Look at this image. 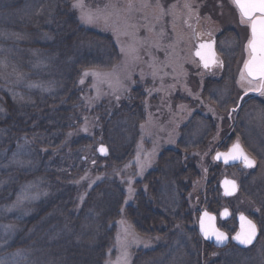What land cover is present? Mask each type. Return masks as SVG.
<instances>
[{"label": "trees", "instance_id": "trees-1", "mask_svg": "<svg viewBox=\"0 0 264 264\" xmlns=\"http://www.w3.org/2000/svg\"><path fill=\"white\" fill-rule=\"evenodd\" d=\"M73 2L0 0V152L30 150V169L12 191L37 181L42 185L41 200L26 208L30 216L5 221L14 236L0 259L11 261L23 254L28 264H106L115 246L116 223L124 217L138 234L159 241L156 249L137 252L133 264H230L226 257L216 258L224 250L205 243L197 226L201 211L218 215L229 201L219 187L226 168L211 159L205 166L198 164L209 154L217 132L211 118L195 116L186 123L177 147L165 150L156 169L135 183L134 203L125 208L128 178L135 176L127 164L140 138L143 96L134 91L131 101L105 115L103 106L90 109L91 83L81 82L84 72L113 70L122 57L110 35L82 25ZM16 38L25 40L19 45ZM221 75L205 87L206 99L211 88L232 91L222 104L210 101L228 119L220 149L240 139L252 153L242 122H256L259 135H264V101L246 99L238 114L241 124L232 131L230 114L238 99L233 97L235 71L228 62ZM16 85L21 96L13 99L9 89ZM95 113L104 127L102 143L112 153L104 145L109 156L97 150V159L87 166L86 149H95L97 137L77 133ZM197 129L201 132L194 138ZM98 177L102 180L92 186ZM221 227L230 235L236 232L234 219Z\"/></svg>", "mask_w": 264, "mask_h": 264}, {"label": "rangeland", "instance_id": "rangeland-1", "mask_svg": "<svg viewBox=\"0 0 264 264\" xmlns=\"http://www.w3.org/2000/svg\"><path fill=\"white\" fill-rule=\"evenodd\" d=\"M157 3L162 7H157ZM77 4H81L82 7H76ZM72 7L84 27L110 35L122 57L113 70H89L86 71L87 76L83 74L81 82L91 83V96L88 100L90 109L103 106L105 115L106 112L112 113L119 109L124 101H131L134 91L137 95L143 96L140 138L127 164V168L133 166L135 176L128 178L125 208L134 203L137 195L135 183L142 182L156 169L157 160L165 150L177 147L182 128L195 116L211 118L215 122L217 132L212 140L210 152L205 158L200 157L198 164L205 166L208 159L215 163L214 155L225 151L221 150L220 146L226 141L222 130L228 119L210 101L222 104L227 101L232 91L229 92L223 87L217 90L211 88L208 91L210 96L206 99L205 87L207 82L219 81L223 71L222 64L225 67V63L228 62L229 68L235 71L236 93L233 97L239 100L246 90L256 91L259 83H249L247 78L244 81L240 79L248 58L247 45L250 38L246 28L248 25L242 21L238 22L237 18L235 24H223L222 29L220 24V30L219 24L217 26L216 23L203 27L205 30L210 28L217 34L222 33L220 31L223 29L235 31L232 37L223 36L218 41L217 51L223 63H219L211 73H207L194 56L196 44L205 40V37L198 32L197 38H194L192 31L194 25L185 21L186 9L177 4L168 6L167 0H74ZM89 16L92 17L91 21L87 19ZM16 40V44L20 45L25 39ZM9 94L13 99L21 96L20 86L11 87ZM257 98L264 101V95ZM238 117L232 116L230 121L232 131L235 126L241 124ZM98 118L97 113L93 114L90 122L77 133L97 137L95 149H86L87 166L97 159L98 147L105 145L112 153L109 146L102 143L104 127L98 125ZM255 118L257 120V117ZM255 125L249 123L246 125L242 122V128L245 127L247 131L246 144L252 150V153H248L256 160L257 167L249 171H244L241 167L225 169L221 179L228 177L238 181L241 192L239 196L224 202L222 209L233 210L235 216L253 215L258 222L255 221L261 235L259 234L258 243L247 251L225 249L224 254L216 257L220 259L226 257L230 264H264V135H259L260 125L257 126L256 122ZM200 132L197 129L194 138ZM235 141L241 143L240 139ZM132 142L133 138L128 143ZM244 147L247 148L245 144ZM29 156L28 148L18 149L12 153L10 149L0 152V253L4 250L2 248L7 247L12 241L8 238L14 236L13 228L5 221L15 217L22 220L30 216L31 213L26 212L27 206L40 201L42 197L40 190L42 185H39L38 181L23 185L16 193L12 191L14 184L23 177L21 174L30 169V164L26 163ZM256 156L260 158V163ZM87 157L89 160H86ZM202 171L204 177L206 170ZM101 180V177L95 178L91 185L94 186ZM4 192L7 196H4ZM164 197L167 209L166 193ZM115 237V246L108 254L106 264H133L137 252L154 250L159 244L158 238L149 239L138 234L124 217L116 223ZM13 255L18 256L14 253ZM28 262L29 259L23 254L11 261H8L6 256L0 259V264Z\"/></svg>", "mask_w": 264, "mask_h": 264}, {"label": "snow or ice", "instance_id": "snow-or-ice-1", "mask_svg": "<svg viewBox=\"0 0 264 264\" xmlns=\"http://www.w3.org/2000/svg\"><path fill=\"white\" fill-rule=\"evenodd\" d=\"M235 6L239 9L241 17L248 21L250 30H251V38L248 41V53L249 59L244 64V69L241 72L240 79L244 81L246 78L248 82L259 81L258 87L255 89L261 95H264V0H232ZM76 7H82L81 4L75 5ZM147 6V5H145ZM157 7H162L159 3L156 5ZM188 7V5H185ZM83 18V17H82ZM91 21L92 17L87 18ZM243 22V21H242ZM201 51H197L196 55L200 57V59L204 62V66L208 67L209 63L214 62L215 53L212 51V46L210 44H201ZM203 49H207V53L202 51ZM85 76L88 73H84ZM93 75H97L93 73ZM247 93V90H246ZM101 152H106L104 148H101ZM220 158L218 154L217 159ZM225 162L229 159L236 160L240 159L244 162L246 167H253L254 161L251 160L244 152L243 148L239 143L235 144L230 153L224 156ZM231 182L225 181V184L228 185ZM235 184L232 183V191H235ZM232 191H228L226 189V195L232 194ZM205 216L208 217V214L205 213ZM208 219H212L208 217ZM242 221H245L247 224L246 233L242 230L240 235L235 237L240 243L248 244L251 242L252 238L256 233V225L253 224L250 220H247L245 217H241ZM212 234L216 236L218 241H224L227 237L223 233H219L213 229ZM209 233L205 231V236L207 237Z\"/></svg>", "mask_w": 264, "mask_h": 264}, {"label": "water", "instance_id": "water-1", "mask_svg": "<svg viewBox=\"0 0 264 264\" xmlns=\"http://www.w3.org/2000/svg\"><path fill=\"white\" fill-rule=\"evenodd\" d=\"M250 37H251V30H250ZM201 44H206V45L210 44L212 46V51H214V53H215V60H214V62L209 63L208 67H205L204 66V62L200 59L199 56L196 55L197 51H201V49H200V45ZM202 51L207 53L208 50L207 49H203ZM194 56H195V58H197L199 60V62L201 63V66H202V68L204 69L205 72L211 71L213 69V67L217 64L216 40L199 42L197 44V46H196V50L194 51ZM248 59H249V53H248L247 60ZM252 82L253 83H259V81H255V80L252 81ZM249 95L258 96V95H261V94L258 91H256V92L249 91L247 93H244L241 96V98H240V100L238 102L237 108L231 110V114H230L231 117L233 116L234 113L238 112V110L240 109V107L242 105L243 100ZM235 144H237V143H235ZM234 145H232L227 151L217 152L214 155L215 163H217L219 165H222V166H224L226 168H233V167H238V166H242L245 170H253L254 168H256L257 163H256L255 159H253L252 157L249 156V154L246 152V150H245V148L243 147L242 144H240V146L243 148L245 154L251 160H253L255 162L254 166L253 167H246L244 162L242 160H240V159H236V160L229 159L227 162H225L224 156L231 152V150H232ZM101 148H104L106 150V152H101ZM98 153H99V155H101L103 157H108L109 156V153H108L107 149L104 146H100L99 147ZM218 154L220 155L219 159H217ZM225 181H228V182H231V183L226 185ZM232 183H234L235 186H236L235 191H232ZM220 189H221V194H222L223 198H225V199L234 198L240 192V186H239L238 182L236 180L228 178V177H224L221 180ZM226 189L228 191H232V194L226 195L225 194L226 193ZM205 213H207L208 217H211L212 219H208V217L205 216ZM242 216L245 217L247 220H250L253 224H255V222L253 220H251L245 214L237 215L236 216V222H237V225H238V232L232 238H230V236L225 231H223V230H221L219 228V224L218 223H219V220L222 221V222L230 220L231 217H232L231 211L229 209H224L220 213L219 217L217 215L213 214V213L208 212V211H203V212H201L200 217H199V221H198V232H199L201 238L203 239V241H205L206 243L214 246L216 249H219V250L225 249L232 243V244L236 245L237 247H239L241 250H248V249H250V248H252V247H254L256 245V243H257V241L259 239V229H258L257 225L255 224L256 225L255 236L252 238L251 242L248 243V244H243V243H240L238 240H236L235 237L237 235H240L242 233V230L245 233L247 231V224H246L245 221L241 220ZM213 229L215 231L219 232V233H223L227 237V239L224 240V241H218L216 236L212 234ZM205 231H207L209 233V235L207 237L205 236Z\"/></svg>", "mask_w": 264, "mask_h": 264}, {"label": "flooded vegetation", "instance_id": "flooded-vegetation-1", "mask_svg": "<svg viewBox=\"0 0 264 264\" xmlns=\"http://www.w3.org/2000/svg\"><path fill=\"white\" fill-rule=\"evenodd\" d=\"M174 4H177L180 7L186 9L185 21L187 23H191L194 25V27H192L194 38H197L198 32H201V34L205 37V40L202 41L216 40V50H217L218 41L222 39L223 36L224 38L230 36L232 37L235 31L231 29H227L226 31V29H223L222 31H220L222 33L217 34L216 32L210 30V28L209 29L206 28L205 30L203 28L205 25L216 23L217 26L219 24L218 28L220 30V24H222L221 26L222 29L223 24H235L236 23L235 19L237 20L238 18V22L243 21V23L248 25L246 28L248 30L250 37V27L248 21H246L244 18L241 17L239 9L235 6L232 0H167L168 6ZM185 5H188V7H186ZM199 29H201V31H199ZM217 60H218V64L221 62L223 63V60L221 59L219 54L217 56ZM222 69H224L223 66ZM235 225H236V232H235L236 234L238 231V226L236 224V221H235Z\"/></svg>", "mask_w": 264, "mask_h": 264}]
</instances>
